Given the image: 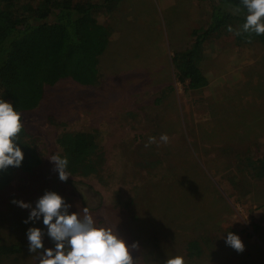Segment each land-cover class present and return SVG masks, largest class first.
Wrapping results in <instances>:
<instances>
[{
	"label": "rangeland",
	"instance_id": "rangeland-1",
	"mask_svg": "<svg viewBox=\"0 0 264 264\" xmlns=\"http://www.w3.org/2000/svg\"><path fill=\"white\" fill-rule=\"evenodd\" d=\"M100 3L102 0H92ZM106 33L98 42L93 84L64 77L45 85L22 125L40 155L0 190V264H38L25 224L31 202L45 190L60 194L81 216L137 241L134 264H264V176L246 158L264 156V43L230 35L204 43L198 62L206 83L180 81L173 55L189 47L192 30L209 20L208 0H118L94 13ZM63 132L90 135L95 171L61 181L50 159ZM169 140H160L161 134ZM241 238L236 251L226 232ZM199 238L200 255L186 243ZM43 243L51 247L45 235Z\"/></svg>",
	"mask_w": 264,
	"mask_h": 264
},
{
	"label": "trees",
	"instance_id": "trees-1",
	"mask_svg": "<svg viewBox=\"0 0 264 264\" xmlns=\"http://www.w3.org/2000/svg\"><path fill=\"white\" fill-rule=\"evenodd\" d=\"M117 2L0 0V99L10 101L22 119V112L38 106L45 85H53L64 77H71L83 85L95 83L98 42L106 31L97 25L94 13L98 9H109ZM208 3L210 16L206 25L193 29L191 45L173 55L177 76L180 81H187L189 88L206 83L198 66L205 42L230 35L235 42L264 43V34L242 30L247 10L241 0H208ZM229 26L232 31L228 30ZM17 143L24 153L23 160L19 167L9 166L0 171V190L9 184L17 170L27 172L41 163L23 126L17 134ZM57 143L62 150L59 156L68 160L65 171L73 174L95 171L87 159L94 147L90 135L63 132ZM246 164L252 167L256 176H264V156L247 157ZM199 240L195 238L186 243L188 255H200ZM18 245H1L0 250L2 253L19 251Z\"/></svg>",
	"mask_w": 264,
	"mask_h": 264
},
{
	"label": "clouds",
	"instance_id": "clouds-1",
	"mask_svg": "<svg viewBox=\"0 0 264 264\" xmlns=\"http://www.w3.org/2000/svg\"><path fill=\"white\" fill-rule=\"evenodd\" d=\"M247 10L241 28L244 32L264 34V0H241ZM229 31H232L229 26ZM239 34V33H237ZM20 113L13 104L0 99V171L9 166L19 167L24 153L17 143V134L21 131ZM160 140L167 143V134H161ZM50 162L61 181L66 180L67 157L54 155ZM19 207L28 209L23 220L25 224L40 220L41 228L34 223L26 229L29 252H40L38 264H134L131 252L139 247L137 241L128 244L112 227L97 226L94 218L84 208L81 216L77 211H69L72 205L53 190H45L34 202L14 200ZM52 241L46 247L43 237ZM225 243L236 251H243L244 244L238 234L228 231L224 235ZM165 264H183V257H167Z\"/></svg>",
	"mask_w": 264,
	"mask_h": 264
}]
</instances>
